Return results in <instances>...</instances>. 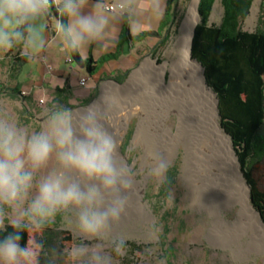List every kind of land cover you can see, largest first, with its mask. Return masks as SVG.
I'll return each instance as SVG.
<instances>
[{
	"label": "rangeland",
	"instance_id": "obj_1",
	"mask_svg": "<svg viewBox=\"0 0 264 264\" xmlns=\"http://www.w3.org/2000/svg\"><path fill=\"white\" fill-rule=\"evenodd\" d=\"M194 1L179 0L176 7L177 17L170 27L168 40L160 44L162 37H159L156 45L148 47L142 53L136 66L127 74H123L124 80H116L114 73L101 76L94 94L88 100L71 97V100L59 103L50 89H35L37 92L32 95L33 99H30V89L26 86L21 89L22 95H13L11 89L26 78V68L29 64L24 65V72L15 73L12 68L13 56L25 54L23 44L0 51V121L6 122L26 137L47 131L53 121L60 117L69 119L77 136L81 135L82 127L93 124L100 126L108 136L112 133L111 127H114L113 129L122 139L121 154L127 159L131 172L136 174L138 184L144 185L143 201L150 205L154 216L152 221L139 224L138 227L126 225L123 221L129 219L128 216L134 209L126 190L137 191V188L121 186L118 195L125 201L123 211L119 219L110 223L109 229L100 236L89 237L79 231L76 225L78 210L72 207L57 212L53 217L42 221L39 228H35L24 213L36 195L39 182L51 172L59 170L54 151L47 164L34 173L32 188L27 198L12 208L5 206V217L3 223H0V228L5 226L6 221L10 223L20 221L28 225L29 241L39 246L36 264H96L95 254L100 255L102 264H264V253H254L239 261L233 257L229 249L223 247L222 243H215L209 238V231L213 226L212 217L195 208L187 197L188 186L183 178L187 152L183 145L167 162L168 167L164 174L158 175L154 171L155 162L167 159L169 145L157 125L155 114L156 108L162 103V93L158 90L154 78L156 74L151 72L148 65L150 61L161 64L175 55L171 50L172 41L178 38L180 28ZM262 3L263 0H254L249 16L243 21L244 29L256 28ZM47 13L52 14L50 10ZM222 16L223 7L218 0L211 15V23H220ZM198 17L196 25L200 20L199 14ZM35 24L41 32L44 43L42 48L31 50L33 54H37L47 44L45 26L41 21H35ZM31 58L33 62L38 61L37 57ZM96 103L98 104L94 107ZM91 106L95 108V112H82ZM116 107L123 109L120 113L123 117L129 118L126 126L119 114L116 115ZM136 109L141 111L142 116L139 114L128 116L126 113ZM78 112H82V115L77 114ZM77 117L82 123L76 124L75 128ZM141 124V133L136 143L135 139ZM178 124L179 115L170 114L164 132L174 137ZM70 179L82 178L72 174ZM83 182L94 183L86 180ZM116 196L117 193H104L103 207L110 206ZM237 212L238 207L227 209L224 211V217L234 221ZM130 217L134 218V214ZM215 234L219 241L228 240L225 238L228 234L224 230ZM121 242L122 255L116 251ZM81 250H84V255H78Z\"/></svg>",
	"mask_w": 264,
	"mask_h": 264
},
{
	"label": "clouds",
	"instance_id": "obj_2",
	"mask_svg": "<svg viewBox=\"0 0 264 264\" xmlns=\"http://www.w3.org/2000/svg\"><path fill=\"white\" fill-rule=\"evenodd\" d=\"M86 0H0V51L23 44L27 50L43 47L41 32L35 21L55 5L57 14L70 20L65 29L73 47L97 39L107 20L95 13L83 14ZM26 33V35H25ZM56 153L59 170L51 172L37 185L24 215L39 228L41 222L69 207L78 210L76 225L89 237L102 235L110 223L119 219L124 208L119 188L129 187L121 180L113 162L115 143L100 126L81 128L77 136L67 117L54 120L47 131L26 137L23 133L0 121V223L5 206L12 208L27 198L34 173L44 167ZM168 164L159 160L154 169L162 174ZM75 174L82 179H70ZM95 181L84 183L83 181ZM117 193L108 207H103V194ZM13 231L0 240V264H36L38 245L29 241L21 246L25 225L12 221ZM122 253V242L116 249ZM78 255H84L81 250ZM96 264H102L95 254Z\"/></svg>",
	"mask_w": 264,
	"mask_h": 264
},
{
	"label": "bare ground",
	"instance_id": "obj_3",
	"mask_svg": "<svg viewBox=\"0 0 264 264\" xmlns=\"http://www.w3.org/2000/svg\"><path fill=\"white\" fill-rule=\"evenodd\" d=\"M198 2L199 0L194 1L180 28L178 38L172 41L171 50L175 55L161 64L149 62L148 67L156 74L154 78L162 93V103L159 102L155 115L159 131L169 145L165 162L177 154L181 145L186 148L183 178L188 186L187 197L195 208L212 217L213 226L209 231V238L215 243H222L235 259L243 261L254 253H264V219L252 203L251 192L241 172L231 138L221 127L216 95L205 80L202 66L192 56L193 33L199 19ZM114 86L120 87L116 84ZM94 107L82 112H92ZM122 110L116 107V115L119 114L126 126L129 118L120 114ZM81 113L77 114L82 115ZM126 113L128 116H142L138 109ZM172 113L179 115L178 130L174 137L164 132L165 123ZM81 123L77 117L74 127ZM111 128L112 133L109 136L115 143L113 162L117 172L121 180L137 188V191L126 190L134 209L131 210L129 219L123 222L138 227L139 224L152 221L153 212L150 205L143 201L144 185L138 184L136 174L131 172L127 159L121 154L122 139L114 127ZM141 129L142 124L135 139L136 143ZM157 165L158 162H155L156 167ZM237 207L236 219L227 220L224 211ZM133 214L134 218L130 217ZM222 230L228 234L225 242L215 237V232Z\"/></svg>",
	"mask_w": 264,
	"mask_h": 264
},
{
	"label": "trees",
	"instance_id": "obj_4",
	"mask_svg": "<svg viewBox=\"0 0 264 264\" xmlns=\"http://www.w3.org/2000/svg\"><path fill=\"white\" fill-rule=\"evenodd\" d=\"M178 1L167 0L166 13L160 25L166 35H162L160 44L169 38L170 27L177 17ZM217 1L199 2L200 20L193 38L192 56L203 65L206 81L217 94L221 127L231 138L242 172L250 186L252 203L264 217V0L254 30L243 27V21L249 16L254 0H219L223 16L220 23L213 24L210 19ZM50 11L66 29L69 18L58 15L55 5ZM62 35L73 61L86 68L90 74L96 73L97 66L93 58L83 59L78 47L72 46L66 31ZM150 35L161 34L144 32L137 38ZM27 61L26 54L14 55L11 62L14 72H20ZM122 80L124 77L119 79ZM57 91L68 92L69 89ZM11 92L13 95H22L18 86L12 88ZM22 224L25 225L20 241L23 247L29 242L30 232L28 225ZM12 231L11 223L6 221L5 226L0 228V240Z\"/></svg>",
	"mask_w": 264,
	"mask_h": 264
},
{
	"label": "crops",
	"instance_id": "obj_5",
	"mask_svg": "<svg viewBox=\"0 0 264 264\" xmlns=\"http://www.w3.org/2000/svg\"><path fill=\"white\" fill-rule=\"evenodd\" d=\"M109 2L123 3L127 11L108 12L104 5ZM166 8L167 0H86L82 9L83 14L95 13L107 20L103 32L97 39L78 47L83 59L91 57L95 61L97 71L94 74H90L86 68L78 66L73 61L60 31L58 18L48 13L42 15L36 21H41L45 26L47 44L37 54L23 46L24 53L28 56L26 64H29V67L26 68V78L23 82H18V88L21 90L26 86L30 89V99H33L32 95L37 92L35 89H50L59 103L67 102L71 97L88 100L94 94L101 76L114 73L116 80L123 78L136 66L142 53L148 47L156 45L158 38L164 33L160 25ZM69 23L68 19V25ZM144 32H159L161 35L138 39L137 36ZM31 57H37L38 61L33 62ZM24 68L23 66L21 72H24ZM82 78H86V84L83 86L80 85ZM63 88L69 91H57Z\"/></svg>",
	"mask_w": 264,
	"mask_h": 264
},
{
	"label": "built area",
	"instance_id": "obj_6",
	"mask_svg": "<svg viewBox=\"0 0 264 264\" xmlns=\"http://www.w3.org/2000/svg\"><path fill=\"white\" fill-rule=\"evenodd\" d=\"M104 8L108 12H123L125 13L127 11V7L123 3H117V2H109L104 5ZM86 84V78H82L80 80V85Z\"/></svg>",
	"mask_w": 264,
	"mask_h": 264
},
{
	"label": "water",
	"instance_id": "obj_7",
	"mask_svg": "<svg viewBox=\"0 0 264 264\" xmlns=\"http://www.w3.org/2000/svg\"><path fill=\"white\" fill-rule=\"evenodd\" d=\"M199 2H200V0H199ZM199 2H198V6H199ZM198 14L200 15V13H199V10H198ZM197 26V25H196ZM196 26H195V28H194V33H193V38H194V34H195V29H196ZM192 45H193V39H192ZM198 61V60H197ZM199 62V61H198ZM199 64L202 66V68H203V70H204V67H203V65L199 62ZM205 75V74H204ZM205 80H206V78H205ZM207 82V81H206ZM208 84V83H207ZM211 88V87H210ZM213 90V89H212ZM213 92L215 93V95H216V98H217V103H219V100H218V97H217V94H216V92L213 90ZM219 110V109H218ZM240 163V162H239ZM240 168H241V165H240ZM241 172H242V169H241ZM242 174H243V176H244V173L242 172ZM244 179H245V177H244ZM245 181H246V183H247V180L245 179ZM247 185L249 186V184L247 183ZM249 188H250V186H249ZM264 219V218H263Z\"/></svg>",
	"mask_w": 264,
	"mask_h": 264
}]
</instances>
